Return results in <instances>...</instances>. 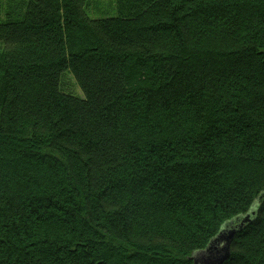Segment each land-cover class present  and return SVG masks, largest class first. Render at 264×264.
<instances>
[{
    "label": "trees",
    "instance_id": "1",
    "mask_svg": "<svg viewBox=\"0 0 264 264\" xmlns=\"http://www.w3.org/2000/svg\"><path fill=\"white\" fill-rule=\"evenodd\" d=\"M110 3L0 0V264H264V0Z\"/></svg>",
    "mask_w": 264,
    "mask_h": 264
},
{
    "label": "water",
    "instance_id": "2",
    "mask_svg": "<svg viewBox=\"0 0 264 264\" xmlns=\"http://www.w3.org/2000/svg\"><path fill=\"white\" fill-rule=\"evenodd\" d=\"M251 222L252 218L249 214L240 216L225 225L218 236L209 243L206 250L198 252L191 258L194 264H224L230 259L233 239Z\"/></svg>",
    "mask_w": 264,
    "mask_h": 264
},
{
    "label": "rangeland",
    "instance_id": "3",
    "mask_svg": "<svg viewBox=\"0 0 264 264\" xmlns=\"http://www.w3.org/2000/svg\"><path fill=\"white\" fill-rule=\"evenodd\" d=\"M97 1L99 4H101V3L103 4L104 7L102 8V10H103V12H105V10H106V13H107V9L109 8V5L111 4L110 3L111 0H97ZM93 6H94V4H93ZM93 10H95V9H93ZM89 15L94 19H97L98 17H103L102 16L103 14H99V13L96 14L93 11H91L89 13ZM61 83H62V90L65 94L70 93L76 97L83 95L80 87L78 86L77 83H75L73 76L68 71H66V73L64 74Z\"/></svg>",
    "mask_w": 264,
    "mask_h": 264
}]
</instances>
